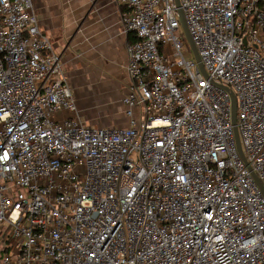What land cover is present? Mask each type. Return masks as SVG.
I'll use <instances>...</instances> for the list:
<instances>
[{
	"label": "built area",
	"instance_id": "2783aa9c",
	"mask_svg": "<svg viewBox=\"0 0 264 264\" xmlns=\"http://www.w3.org/2000/svg\"><path fill=\"white\" fill-rule=\"evenodd\" d=\"M115 1L126 126L85 123L32 0H0V264H264V0Z\"/></svg>",
	"mask_w": 264,
	"mask_h": 264
},
{
	"label": "crops",
	"instance_id": "0c3cea01",
	"mask_svg": "<svg viewBox=\"0 0 264 264\" xmlns=\"http://www.w3.org/2000/svg\"><path fill=\"white\" fill-rule=\"evenodd\" d=\"M32 4L40 28L61 56L84 122L113 126L110 116L128 125L122 97L129 84L126 47L131 34L123 29L121 6L115 0H32Z\"/></svg>",
	"mask_w": 264,
	"mask_h": 264
},
{
	"label": "water",
	"instance_id": "95a60500",
	"mask_svg": "<svg viewBox=\"0 0 264 264\" xmlns=\"http://www.w3.org/2000/svg\"><path fill=\"white\" fill-rule=\"evenodd\" d=\"M177 2V5L179 6L180 5V0H176ZM178 13H179V16H180V20H181V25H182V29H183V32H184V35L187 39V42L188 44L190 45L192 51H193V54H194V57L195 59L197 60V62L199 63V66H200V69L202 71V73L206 76L207 75V72L203 66V63L201 61V57H200V54L197 50V47L192 39V36L187 28V25H186V22H185V18H184V14H183V11L181 8L178 9ZM225 87L230 93H231V96H232V106H233V116H232V120H233V123L235 124V137H236V143H237V147H238V150L239 152L242 154V156L244 157L243 155V151H242V147H241V142H240V137H239V133H238V128L236 126V108H237V101H236V97L234 95V93L232 92V90L227 87V86H223ZM255 178L257 180V182L259 183V185L261 186V188L263 189L264 191V186L262 184V182L260 181V179L257 177V175H255Z\"/></svg>",
	"mask_w": 264,
	"mask_h": 264
},
{
	"label": "rangeland",
	"instance_id": "374dc122",
	"mask_svg": "<svg viewBox=\"0 0 264 264\" xmlns=\"http://www.w3.org/2000/svg\"><path fill=\"white\" fill-rule=\"evenodd\" d=\"M178 33H180V32H178ZM105 114V113H104ZM108 119H109V121H110V123H112V125L114 126V125H123V124H121L122 122H118V121H116L113 117H108ZM97 122H96V124L95 125H99L100 123H101V121H100V117H97ZM3 257H4V253L0 250V261H2V259H3Z\"/></svg>",
	"mask_w": 264,
	"mask_h": 264
},
{
	"label": "trees",
	"instance_id": "16d2710c",
	"mask_svg": "<svg viewBox=\"0 0 264 264\" xmlns=\"http://www.w3.org/2000/svg\"><path fill=\"white\" fill-rule=\"evenodd\" d=\"M130 38H132V36Z\"/></svg>",
	"mask_w": 264,
	"mask_h": 264
}]
</instances>
